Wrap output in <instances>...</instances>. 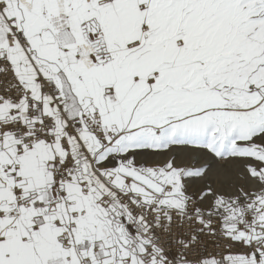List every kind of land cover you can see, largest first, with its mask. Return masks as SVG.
<instances>
[{
    "label": "snow or ice",
    "instance_id": "6c2138e0",
    "mask_svg": "<svg viewBox=\"0 0 264 264\" xmlns=\"http://www.w3.org/2000/svg\"><path fill=\"white\" fill-rule=\"evenodd\" d=\"M0 264H264V0H0Z\"/></svg>",
    "mask_w": 264,
    "mask_h": 264
},
{
    "label": "rangeland",
    "instance_id": "374dc122",
    "mask_svg": "<svg viewBox=\"0 0 264 264\" xmlns=\"http://www.w3.org/2000/svg\"><path fill=\"white\" fill-rule=\"evenodd\" d=\"M175 155L177 163L193 165L197 164V153L191 152L186 149H174L173 152L166 153L164 156L157 159H165ZM199 163H203L202 160ZM209 177L213 184H223V185H238L243 183L240 179L239 171L230 163L220 162L215 164L212 171L209 173ZM234 190V188L232 189Z\"/></svg>",
    "mask_w": 264,
    "mask_h": 264
}]
</instances>
